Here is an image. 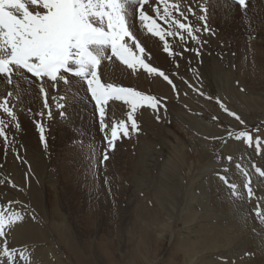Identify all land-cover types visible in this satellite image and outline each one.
<instances>
[{
    "label": "rangeland",
    "instance_id": "374dc122",
    "mask_svg": "<svg viewBox=\"0 0 264 264\" xmlns=\"http://www.w3.org/2000/svg\"><path fill=\"white\" fill-rule=\"evenodd\" d=\"M258 1L247 0V6L242 7L238 0H228L227 2L244 9L241 14H233L231 10L230 12L226 9L224 15L228 24L220 23V19H225L220 17L221 12L208 10L204 16V23L202 22L207 30L201 28L199 33L196 31V19H188L187 23L193 26L197 39H191L183 30L180 31L184 35V40L166 35L165 39L172 47L173 54L165 52L164 48L159 50L160 54L165 53L164 62L163 57H156L157 54L151 51L147 52L146 44L141 43L146 48V53L153 57L152 60L148 59L149 63L168 75L175 89L158 74L148 73L139 67L129 69L114 57L121 72L125 68L128 73L135 75H131L133 80L129 83L131 85H126L122 76L113 79L112 83L154 95L166 105V108L160 107L159 111L149 107L138 108L134 117L138 122L139 131L130 132L128 137L118 139L114 149L108 148L105 137L110 129H101L98 109L83 81L81 84L89 102L85 101L94 108V114H89L91 116L76 111L77 106L74 103L76 100L73 101L72 97L74 93L69 89L58 90L57 82L56 86L51 88L50 95L46 89L44 93H39L24 88L16 97L15 93L8 97L7 106L14 110L16 120L11 122L6 114H0V119H4L9 125L7 141L0 138V211L5 215L19 212L23 216L21 221L6 228V236L0 238V242L7 241L9 249H15V253L11 254L14 259L9 264H35L38 253H41L49 264H58V257L53 250L58 252L62 264H75V257L81 255L83 251L91 264L95 259L97 260L95 264H139L145 258L144 251L149 247L148 241H141L139 232L156 231L154 233L158 236L167 234L165 224L171 225V230L175 234L177 231L180 232L182 227L180 220L172 216V221L167 222L168 215H173V212L166 207H171L175 201L180 203V207L183 206L186 195L190 196L191 191L199 195L198 181L203 176L199 173L193 177V174L198 172L200 162H203L204 154L207 152L211 156L219 157L224 156L220 152L225 151L227 159L225 158L223 165L225 172H221L222 166L219 170L213 165L210 174H206L205 177L210 175L221 182L227 192L229 191V195L234 197V200L237 199L235 201L244 202L250 210L252 209L251 213L258 220L257 210L264 211V178L255 172L252 165L264 169V6H262L264 0H261L263 2L261 8L256 5ZM158 4L156 0H152V5H146L145 11L156 19L161 28L166 31H177L173 24H165L163 20H159L153 11V7ZM135 22L141 25L140 27L150 37L157 38L148 33L140 21ZM239 38L243 39L237 43L236 39ZM253 41H262V46L251 43ZM133 50L137 55L145 56L135 47ZM196 50H199V55ZM104 65L100 66L99 73L103 81L109 82L105 68L102 69ZM250 67L255 68L261 76L260 84L258 86L247 81L249 88H246L241 82L245 81L243 76L245 72L248 74ZM137 72L140 76H136ZM156 78L167 84L170 89L169 96L160 95L153 87ZM7 84L6 87L9 88L2 97L11 92L10 88L14 86ZM234 99L240 105H252L251 111L236 109ZM221 103L229 111L226 112L220 106ZM106 110L108 113L106 122H111L112 118L126 119L130 106L120 101H111ZM231 112H235L240 119L232 116ZM146 115L153 117L154 125L150 128L145 124L150 121L145 118ZM17 124L19 127H16ZM41 126L44 128L46 144L41 141ZM240 131H248L253 136L252 146L248 145L247 148L244 139H235ZM255 137L261 138L259 152L255 148ZM141 141L147 144L143 145ZM234 141L244 142L245 146L242 149L245 152L241 154L238 150L241 148L239 143L236 150H230V143H237ZM92 150L97 151L94 160L87 154ZM106 151L108 158L104 159ZM228 157L232 159L229 160ZM242 169L251 175L254 191L251 197L244 188L245 178ZM223 176L228 178L229 183H237L239 195L221 179ZM187 188L190 190L188 194ZM100 195L107 197L106 202L109 201L110 206L109 204L91 206L93 203L98 205ZM158 198L169 201V206H161ZM192 206L201 211V206H212V202L211 199L207 202L196 199ZM86 212L92 214L88 216ZM148 212L152 217L154 215L157 219L160 218L159 226L149 222L151 216ZM106 213L110 221L106 219ZM82 217L88 219L86 227ZM259 217L264 229V218ZM53 219L57 221L53 222ZM21 226L24 228L22 233ZM25 226L30 229L26 230ZM130 227L134 229V233L128 231ZM31 229L37 232V235ZM58 229L62 230L64 235L62 238L70 245L67 251L63 248L60 233L56 232ZM256 231L259 232V229H252L255 235L258 234ZM181 233L176 238L174 236L175 240L171 244L165 243L164 255L160 256L158 253L153 255L154 252L150 249L149 259L154 256L152 258L155 263H161L162 257L173 251L172 247L177 237L189 236L186 231ZM27 234L29 238L26 237ZM23 235H26V238ZM43 239L45 240L42 241ZM259 241L262 240H257V243ZM129 242L131 246L137 245V249L129 252ZM51 245L53 249H50ZM178 252H175V255L179 259L178 254L181 252ZM254 256L253 251L245 250L243 254L238 255L239 260L236 258L229 260L246 263ZM5 259L0 255V264H5ZM167 262L168 260H163L164 264Z\"/></svg>",
    "mask_w": 264,
    "mask_h": 264
},
{
    "label": "snow or ice",
    "instance_id": "6c2138e0",
    "mask_svg": "<svg viewBox=\"0 0 264 264\" xmlns=\"http://www.w3.org/2000/svg\"><path fill=\"white\" fill-rule=\"evenodd\" d=\"M156 2L164 5L163 14H160L161 9L158 6H154L153 11L165 24L171 23L176 26L177 31H166L161 28L156 19L145 11V6H151L152 0H0V76L9 84L14 83L12 79L14 75L25 79L26 73L40 81L48 78L52 82L60 81L66 85L70 84L73 78L80 79L87 85L98 109L101 129H110L105 139L108 148L114 149L118 139L128 137L130 132L139 131L138 122L134 117L138 108L149 107L159 111L160 107L166 108V105L154 95L133 87L103 81L99 73L102 62L111 61L115 57L129 69L139 67L148 73L158 74L175 89L168 75L146 62L144 55L134 53L133 47L141 54L150 55L146 53V48L132 31V27L135 26L131 23L133 18L140 21L148 33L164 41V51L169 54L173 53L172 47L165 39L166 35L177 36L180 40H184V35L180 31L183 30L191 39H197L193 26L182 22L179 18L183 17L187 20L178 4L173 3L172 8L179 13V17L169 10V0H156ZM238 2L242 7L247 6V0H238ZM200 19L204 20L205 17L201 16ZM129 41L132 42L131 45ZM196 53L199 55V50H196ZM41 92L44 93L42 85ZM12 95L13 93L9 92L5 97L0 98L2 100L0 114H6L11 122H15L14 110L7 106L8 97ZM44 95L47 101L46 93ZM111 101H120L130 106L126 119L112 118L111 122H106L108 115L106 109ZM220 106L226 112L229 111L222 103ZM230 114L240 119L235 112ZM8 127L5 120L0 119V138L5 141H7ZM16 127L19 125L17 124ZM40 133L41 141L46 144L43 126L40 127ZM235 139H244L250 146L254 141L248 131L238 132ZM255 148L258 152L261 150L260 137H255ZM107 158L106 151L104 159ZM228 159L231 160L232 157ZM252 167L260 177L264 178V169L255 164ZM242 175L245 178L244 188L251 197L254 195L251 175L243 169ZM221 179L239 195L237 184L229 183L227 177ZM257 215L264 218V211L257 210ZM22 219L23 216L19 212L5 215L0 211V238L6 236V228ZM0 244H2L0 255L6 258L5 264H9L14 259L11 254L15 253V249H9L6 240Z\"/></svg>",
    "mask_w": 264,
    "mask_h": 264
},
{
    "label": "bare ground",
    "instance_id": "6f19581e",
    "mask_svg": "<svg viewBox=\"0 0 264 264\" xmlns=\"http://www.w3.org/2000/svg\"><path fill=\"white\" fill-rule=\"evenodd\" d=\"M227 1L228 0H205V1L204 0L203 1H200V0H169V10L172 11L175 16L179 17V13L176 12L174 8H172V4L173 3L178 4L180 11L184 12L185 16L187 17V20L188 19H192V18L196 19L195 20V26L199 30V31H197V33H199L202 29L205 30V27H206L203 24L204 21L201 20L200 17L201 16H205V14H206V12L208 10L209 11L213 10V11H216V12L217 11L221 12L220 13V17H224V18H225L224 12L227 11L226 9H229V11L231 10L233 14L234 13L241 14L242 10H244L243 8L240 9L237 6L231 4V3L227 2ZM257 3L258 4H256V5L260 6V8H261V5L263 4V2H261V0H259ZM262 6H264V5H262ZM158 7H160V9H161V13L160 14L162 15L163 14L164 5L162 3H159ZM189 9H191V11H189ZM256 9H258V8H256ZM247 10H249V9H247ZM213 11H211V13H213ZM227 15H229V14H227ZM243 15H244V13H243ZM179 18L182 20V22H185V23L188 22L187 20H184L183 17H179ZM231 19H232V17H231ZM220 20H221L220 23H225V24L227 23L228 24V21L226 20V18L225 19H220ZM131 23H134V25H135L134 27H132V31L136 34L138 40L143 45L146 44L147 52L151 51L154 54L158 55V56L156 55V57H163V61L162 62H164V54L165 53L162 54V52H161V54H160V51H159V50L164 48V41H161L158 37L157 38L150 37V35L145 33V31L140 27L141 25L139 26L135 22L134 18H133V21ZM240 39H243V38H239V40L236 39L237 43L240 42ZM251 43H253V44L256 43L257 46H262L261 45L262 41L261 42L253 41ZM129 44L131 45V41H129ZM261 53L260 54L257 53V54L262 55ZM149 56L150 55H145L144 56L146 62H148V63H149V60H152V58H153L151 56H150L151 57L150 58ZM155 60H156V58L154 59V61ZM104 63H106V65H104ZM154 63H156V62H154ZM102 65H104L102 69L105 68V70H106V72H107V74L109 76V79H110L109 82L112 83L113 79H119L120 76L125 78V81H123V82H125L126 85H131L129 83L133 82V80H131V75H135V74H132L130 72L128 73V71L124 70L125 68L121 72L120 68H119V66H118V64H117V62L115 61L114 58L111 61H107L106 60V61L102 62L101 67H102ZM108 71H110V72H108ZM137 73H136L137 74L136 76H140L139 75L140 73L139 72H137ZM25 75H26L25 79H21L19 76H16V75H14L12 77V79L14 81V83H13L14 86H12L10 88V90H11L12 93H15V97H16V95H18L20 93L21 89H24V88H27L28 90H32V91L35 90V91H38L39 93H41V85L43 86V90L46 89L47 94L50 95L51 94V88H53L54 85L56 86V84H58L59 85L58 88H57L58 90L67 91L69 89V90H71V92L74 93V95H72L73 101L76 100L74 103L77 106V108H79V109L76 108V111L77 110L78 111H82L83 114H85V116L89 115V114H94V108L89 103H87L85 101V100L88 99L87 98L88 96H86V94H85L86 92L84 93V89H83V86L81 84L82 81L80 79L73 78L72 82L69 85H65L63 82H60V81H57V83L55 84V82H52L48 78H44L42 81L38 82V79L33 77L31 74L26 73ZM124 75L127 76V77H125ZM141 75L143 77V73H141ZM243 77H244L245 81L241 82V84H243L246 88H249L247 86V81L250 84H255V85H258V86L260 84L259 83V78L261 76L259 75V73L256 72L255 68L250 67V70H249L248 74H247V72H245V75ZM7 85H8L7 84V80L4 79L2 76H0V97H2L6 93V91L8 90L7 88H9V87H6ZM153 87L162 96H167V95L169 96L170 95L169 87L167 86V84L164 81H162L159 78L158 79L156 78L155 84L153 85ZM234 102L236 104V109H242V110L248 109L249 111H251L252 105H250V106H243L242 104L240 105L235 99H234ZM74 110H75V108H74ZM86 113H88V114H86ZM247 113H249V112H247ZM89 116H91V115H89ZM145 118L146 119H150L149 123L148 122L145 123L146 125L149 126V128H150L151 125L152 126L154 125V123L152 122L153 117L151 115H150V117H149V115H146ZM77 119H78V117H77ZM85 119H86V117H85ZM85 119H84V121H85ZM234 142H237V143H230V147H231L230 150L231 149L236 150L237 147L239 146L238 145V143H239V144H241V148L239 147L238 150L241 152V154L243 152H245V150L242 149V147L245 146L244 142H241V141H234ZM141 143L143 145L147 144V142H145V141H141ZM246 146L248 148V144H246ZM94 150H95V148H94ZM96 152L97 151H93L92 150L91 153L89 151L87 154H88V156L90 158H92L94 160V157H96V155H97ZM220 154H223L224 156H219V157L217 155L211 156L208 152L206 154H204V158H203L204 160H203V162H200L201 164L199 166L198 172H195L193 174V177H196L199 173H201L200 175L203 176L200 179V181H198L199 195L197 193L195 195L194 191H191L190 196L186 195V201L184 200L185 202H184L183 206L180 207V203H177V201H175L174 203L171 204V207H166L169 210L172 209V212H173V215H168L167 222H171L173 217L176 218L177 220L181 221L182 227L180 228V232L179 233H178V231L176 232V234L174 232H172V230H171L172 226L171 225L167 226L165 224L166 222L164 223L165 224L164 226H166V227H164V226L163 227L168 229L167 234L164 233L163 235L158 236V234L154 233L156 231H150V233L146 231V233H144L145 231L142 230L141 232H139L140 233L139 236H141V238H142L141 241H148L149 242V247H148L147 251H144V254H145L144 257L145 258H143L142 261L139 262V264H164L163 260H168V262L165 263V264H232V263L233 264H264V229H263L262 224H261V222H262L261 218L256 214L257 217H258V220H256L255 215L253 213H251L252 209L250 210L249 206L247 204H245L244 202L235 201L237 199L234 200V197H231L229 195L230 194L229 191L227 192V189L222 185L221 182H219L216 179H213V177L210 176V175L205 177L206 174H210L209 172H210V170H211L213 165L215 167H217L219 170H220V168L222 166L221 172L224 171L223 165H224L225 158H226L225 151H221ZM243 156H245V155H243ZM247 160H246V162H247ZM214 163H216V164H214ZM228 165H230V164H228ZM217 168H216V171H217ZM231 168H232V166H231ZM231 172L234 173L235 171L231 170ZM228 173H230V172H228ZM190 179H191V177H190ZM196 181H197V179H196ZM191 184H192V187H193L194 182L191 183ZM189 191H188V188H187V194L189 193ZM210 194H211V196L209 197ZM174 198H171V199H174ZM106 199H107V197H105L103 195H100L99 198H98V205L93 203L91 206H108L107 204H109V201L107 203ZM158 199L160 200L161 206H169V201H165L162 198H158ZM196 199H199V200H202V201H205V202H207L209 199H211L212 206H201V208H202L201 211H198L196 209V206H192V204L194 203V201ZM202 204H203V202H202ZM185 205H187V206H185ZM109 206H110V204H109ZM112 207H114V206H112ZM253 208H254V206H253ZM254 209H256V207ZM141 210H143V209H141ZM161 210H163V209H161ZM175 210H179V211L178 212H174ZM247 212H248V214H247ZM142 213L143 212L141 211V214ZM85 214H87V212ZM89 214H92V213L89 212L87 215L89 216ZM106 215H107L106 219L110 221V217H109L108 213H106ZM150 216H151V214H150ZM156 217L154 215H153V217L151 216V218H149L150 219L149 222L151 221V223L153 225L159 226V224L161 223L160 220H159L160 218L157 219ZM53 218H54V216H53ZM62 218L64 219V216ZM81 219H82V222L84 223V227H86V224L88 223V219H86L85 217H82ZM54 221L55 220L53 219V222ZM56 221H57V219H56ZM141 222H140V224H141ZM26 227L27 226H25V228ZM28 227H30V226H28ZM140 227H142V225ZM253 228L259 229V232L256 231V232H258V234L255 235V234L252 233V229ZM23 229H24L23 226H21V233H22ZM29 229L26 228V230H29ZM33 229H31V230L33 231ZM61 229H63V228H61ZM133 230L134 229L132 227H130L128 229V231L130 233H134L135 231H133ZM183 231H186L189 234V236H182L181 238L177 237V240L174 241V244H173V247H172L173 251L171 253H169V255L167 254V255L163 256L162 259H161L162 260L161 263H155L156 261H154L153 258H152L154 256H152L149 259L150 253H148V252H149L150 249L153 250V252H154L153 255L154 254L156 255V253H158L160 256L164 255L165 251H166L165 243H166V245H167V243L171 244V242L173 240H175V239H173L174 236L176 238V236L177 235H181L182 234L181 232H183ZM56 232L58 234L60 233L59 236H60L61 242L63 243L64 250H66V251L69 250L70 249V245H69L68 241L67 240L64 241V238H62V237H64V235L62 233V230L58 229V230H56ZM15 233H16V231H15ZM34 233H36V235H37V232H34ZM28 235L29 234H27V236L26 235H23V236L24 237L26 236V237L29 238ZM32 236H35V235H32ZM30 237H31V233H30ZM38 239L39 238H37V240ZM44 240L45 239H43L42 241H44ZM257 240H262V241H259V243H257ZM34 241H36V239ZM25 242H28V241H25ZM1 246H2V244H1ZM128 246H129L128 247L129 248V252L134 251L138 247L137 245H132L131 246L130 242H129ZM249 246H250V248H249ZM179 248H181V249H179ZM50 249H53L52 245H51ZM169 250H171L170 247H169ZM177 250L179 252H181V254ZM245 250L246 251L247 250L253 251V253L255 254L254 258L253 259L252 258L248 259L249 256H248V258L242 257V258L248 259V262L246 261V263H243V262H240V261H237V260H236V262L235 261L232 262V261L229 260L231 258H232V260H233V258H236V259L239 260L240 258H238V255L243 254V252ZM83 252H82L81 255L75 257V264H91L90 263V259L89 258H85L86 256L84 255ZM175 252L179 253V254L177 253L178 255H180L179 259L175 255ZM53 253L55 254V256L58 257V264H62L61 257L58 256L59 255L58 252L53 250ZM146 258H148V259H146ZM35 260H36L35 264L37 262H38L37 264H41L40 262L45 260V258L43 257V255L41 253H38L36 255V257H35ZM222 260H224V261H222ZM94 261L96 262L97 260L95 259ZM242 261H243V259H242ZM95 262L93 264H95ZM42 264H49V261L45 260V261L42 262Z\"/></svg>",
    "mask_w": 264,
    "mask_h": 264
}]
</instances>
